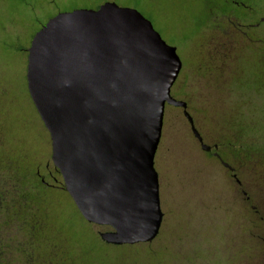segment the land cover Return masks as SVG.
Here are the masks:
<instances>
[{
	"label": "rangeland",
	"instance_id": "374dc122",
	"mask_svg": "<svg viewBox=\"0 0 264 264\" xmlns=\"http://www.w3.org/2000/svg\"><path fill=\"white\" fill-rule=\"evenodd\" d=\"M106 1L137 9L176 47L172 96L242 182L167 105L155 157L164 218L150 243L106 244L108 228L82 217L28 91L34 35L58 13ZM263 18L264 0H0V264H264V22L251 29L261 43L234 26ZM38 219L45 226L31 230ZM43 236L63 242L60 262Z\"/></svg>",
	"mask_w": 264,
	"mask_h": 264
},
{
	"label": "water",
	"instance_id": "95a60500",
	"mask_svg": "<svg viewBox=\"0 0 264 264\" xmlns=\"http://www.w3.org/2000/svg\"><path fill=\"white\" fill-rule=\"evenodd\" d=\"M181 69L176 47L152 22L113 1L58 13L31 41L28 91L53 164L82 217L108 228L99 233L106 244L150 243L160 233L155 157L167 105L184 110L210 150L188 103L172 96Z\"/></svg>",
	"mask_w": 264,
	"mask_h": 264
},
{
	"label": "flooded vegetation",
	"instance_id": "af4514ba",
	"mask_svg": "<svg viewBox=\"0 0 264 264\" xmlns=\"http://www.w3.org/2000/svg\"><path fill=\"white\" fill-rule=\"evenodd\" d=\"M235 3L237 4V2H235ZM263 22L264 21L261 20L259 22L249 23V24H236V25L234 24V26L237 28L238 32L241 33L244 37H246L250 42H252V43H261L263 41V34L261 33V34H258V35L257 34L256 35H253L251 33V29L260 26ZM254 37H259V38H254ZM194 124H195V122H194ZM197 130L199 131V129H197ZM201 132L202 131L200 130L199 133H200V135L202 137L203 143L206 144V145H208V146H210V150H204V149H202V150H204L205 153L211 154L213 157H215L223 165V167L231 174V176L233 177V179L236 180L237 184L239 186H241L242 185V182L239 180V178L237 176L235 167H233L229 162H227L224 159L222 153H220V146L221 145L218 144V143H212V144L206 143L205 138H204V135ZM199 143H200L201 148H202V143L200 141H199ZM225 163H228L232 168L231 167H228V166H225ZM242 193L245 196V200L246 201H249L250 198L247 196V193L245 191H242ZM253 209L256 212H258V210L256 209L255 206L253 207Z\"/></svg>",
	"mask_w": 264,
	"mask_h": 264
},
{
	"label": "trees",
	"instance_id": "16d2710c",
	"mask_svg": "<svg viewBox=\"0 0 264 264\" xmlns=\"http://www.w3.org/2000/svg\"><path fill=\"white\" fill-rule=\"evenodd\" d=\"M58 170V169H57ZM58 172L60 173V171L58 170ZM41 226V227H44L45 226V222L41 219H38V220H36L33 224H30V229L31 230H34V228L35 227H38V226ZM40 227V228H41ZM43 238H44V240L45 241H47L48 243H49V245L51 246V248L53 249V257H57L58 258V262H60V259L61 258H59V252H61L63 249H64V245H63V242H61V241H55V242H53L50 238V241L46 238V237H44L43 236Z\"/></svg>",
	"mask_w": 264,
	"mask_h": 264
}]
</instances>
